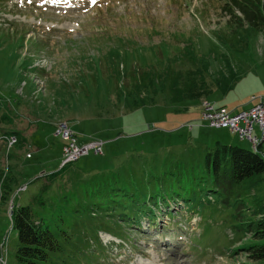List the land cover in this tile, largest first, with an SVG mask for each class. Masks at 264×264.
Instances as JSON below:
<instances>
[{"label": "rangeland", "instance_id": "1", "mask_svg": "<svg viewBox=\"0 0 264 264\" xmlns=\"http://www.w3.org/2000/svg\"><path fill=\"white\" fill-rule=\"evenodd\" d=\"M227 2L0 0V169L23 175L11 205L36 206L34 200L43 187L58 195L62 185H71L77 175H86L83 172L160 175L163 169L176 171L187 165L191 171L195 166L206 173L207 153L219 142L254 151L253 143L229 129L203 123L201 103L171 104V89L180 86L172 87L169 77L150 73L163 63L162 57L182 53L188 37H193L206 55L209 77L218 78L233 65L248 71L229 95L216 90L212 102H205L237 111L262 103L264 32L250 35V47L243 55L232 43L229 64L217 35L233 31L224 10ZM132 56L137 59L127 65ZM125 58L129 59L124 62ZM176 67L184 77L192 68L185 61ZM142 71L150 74L142 77L145 81L138 78ZM117 75L125 77V94L140 104L152 101L153 106L128 112L123 105L108 114V108L122 104ZM138 82L142 85L134 87ZM64 122L83 143L103 140L105 154L83 158L51 182L42 175L61 169L66 143L58 131L60 126L70 127ZM190 125H195L193 131ZM6 131L20 133L19 144L10 152ZM256 134L261 135L258 128ZM25 186L28 189L22 191ZM244 193L245 212L234 202L229 207L225 197L215 194L212 200H192L190 205L182 199L151 204L153 218L143 219L140 226H126L124 240L100 234L106 250L92 243L94 264H255L241 247L257 241L251 234L239 235L236 228L247 218L259 219L261 214L253 215L264 208V175L258 184H248ZM12 209L8 205L0 212V261L5 257L8 264H18L19 236L12 230Z\"/></svg>", "mask_w": 264, "mask_h": 264}, {"label": "trees", "instance_id": "2", "mask_svg": "<svg viewBox=\"0 0 264 264\" xmlns=\"http://www.w3.org/2000/svg\"><path fill=\"white\" fill-rule=\"evenodd\" d=\"M224 10L226 13L229 12V26L233 31L232 34L227 33L231 37L222 34L221 31L217 35L221 45L227 50L223 53L226 54L224 59L231 64L229 56L233 51L232 43L240 48L238 52H242L243 55L250 47V43L248 44V39L251 40L250 35L264 32V0H228ZM187 42L189 44L183 48L182 53L174 52L166 59L162 57L163 63L159 62L156 71L150 72L159 77H169L170 83H173L172 87L180 86L171 89L173 105L187 102L197 104L204 99L210 100L216 90L225 96L229 95L248 72L238 70L235 65L232 67L227 65L226 73L213 79L208 76L210 68L205 60L206 55L195 45V38L188 37ZM153 50L157 52L155 47ZM216 53L218 54V51ZM128 59L125 58L124 62ZM136 59V56H132L127 65ZM183 61L192 66L185 77L176 67ZM138 67L134 65L135 69ZM148 75L150 74L142 71L138 78L145 81ZM116 80L121 85L122 104L112 106L111 110L108 108V114L109 112L113 114V109L124 107L128 112H135L153 106L149 104L152 101L140 104L139 99L125 94L126 89L123 87L125 77L121 79L117 75ZM141 85L142 82L140 84L138 82L133 86ZM88 89L94 93L93 95L96 94L95 90L90 87ZM153 90L156 91V88ZM142 98L146 101L149 97ZM7 118L5 116V119ZM12 134L20 138V133L6 131V135ZM20 142L25 143L26 139L21 137ZM185 167L188 166L179 165L176 171L163 169L160 175L155 173L139 175L134 172L130 176H122L120 172L115 171L97 175L80 174L71 185H62L59 194L54 196L50 194L49 186L43 187L34 200L38 208L33 204L15 205L13 209L14 229L19 236L16 252L18 264H84V260L94 264L97 255L92 252L95 248L92 243L96 241L102 251L106 250L100 234L105 232L124 240L128 236L126 226H140L143 219L153 218L154 210L151 204L160 206L162 202L182 199L190 205L192 200L198 201L202 198L212 200L215 194L218 197H225L229 207L234 202L237 210L243 209L245 212L247 201L244 188L248 184H258L262 180L264 157L252 150L219 142L207 153L206 173L195 166H192V171ZM69 168L47 177L53 182ZM22 176L13 169L8 171L0 169V212L3 207L11 206ZM193 207H196L195 204ZM259 214L261 215L257 221L254 217L252 220L247 218L236 231L239 235L241 233L253 235V240L257 242L245 244L241 250L247 253L255 264H264V243H261L264 240V208L255 210L253 216Z\"/></svg>", "mask_w": 264, "mask_h": 264}, {"label": "built area", "instance_id": "3", "mask_svg": "<svg viewBox=\"0 0 264 264\" xmlns=\"http://www.w3.org/2000/svg\"><path fill=\"white\" fill-rule=\"evenodd\" d=\"M202 115L203 122L213 128L230 129L242 139L253 143L256 150H259L264 143V102L243 111H232L227 107L218 106L216 103L206 104L203 106ZM257 128L261 135L256 134ZM58 134L67 143L64 148L63 164L77 162L91 153L96 155L104 153L105 143L102 140L81 145L75 132L61 130ZM10 144L14 145L15 143L10 140Z\"/></svg>", "mask_w": 264, "mask_h": 264}, {"label": "bare ground", "instance_id": "4", "mask_svg": "<svg viewBox=\"0 0 264 264\" xmlns=\"http://www.w3.org/2000/svg\"><path fill=\"white\" fill-rule=\"evenodd\" d=\"M205 101H208V100H205ZM204 101V103H203V106H205L206 104H213V103H211V102H205ZM65 123V122H64ZM70 129H71V127H69ZM66 125H63V126H60V129H59V131H61V130H70ZM58 131V132H59ZM70 132H73L72 131V129L70 130ZM10 140H12L14 143H16L17 142V139H15L14 137H12ZM68 164H71V163H64L63 164V166H65V165H68Z\"/></svg>", "mask_w": 264, "mask_h": 264}, {"label": "crops", "instance_id": "5", "mask_svg": "<svg viewBox=\"0 0 264 264\" xmlns=\"http://www.w3.org/2000/svg\"><path fill=\"white\" fill-rule=\"evenodd\" d=\"M226 106V105H225ZM84 173H86V172H84Z\"/></svg>", "mask_w": 264, "mask_h": 264}]
</instances>
